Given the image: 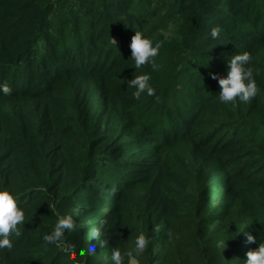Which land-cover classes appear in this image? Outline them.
<instances>
[{
	"label": "trees",
	"instance_id": "trees-1",
	"mask_svg": "<svg viewBox=\"0 0 264 264\" xmlns=\"http://www.w3.org/2000/svg\"><path fill=\"white\" fill-rule=\"evenodd\" d=\"M135 31L161 45L154 70L135 69ZM245 51L257 93L221 103L210 74ZM140 72L156 92L136 100ZM3 83L0 187L26 218L0 264H113L140 232L123 264H245L264 239V0H0ZM63 213L94 254L45 245Z\"/></svg>",
	"mask_w": 264,
	"mask_h": 264
},
{
	"label": "clouds",
	"instance_id": "clouds-1",
	"mask_svg": "<svg viewBox=\"0 0 264 264\" xmlns=\"http://www.w3.org/2000/svg\"><path fill=\"white\" fill-rule=\"evenodd\" d=\"M222 29L217 26L211 30L213 40H220ZM131 49V58L134 61L135 69L140 70L146 65H150L154 70L156 68L155 57L159 54L161 45L153 43V40L147 38L141 31H135L129 45ZM252 56L245 51L234 55L228 60V71L226 78L219 77L215 73H211V78L218 80L220 87L219 101L221 103H235L237 98L241 102H248L257 93L258 86L253 75V70L250 67ZM151 76L148 72H140L133 76L127 82V87L134 89L132 92L133 98L140 100L142 94L154 96L156 89L150 83ZM11 87L7 83L0 84V92L5 96L11 94ZM26 218L25 208L19 206L18 197L14 190L9 186L0 187V250L13 248V242L10 239V234H18L17 226L24 223ZM105 220L97 218L96 227L92 229V237L99 240V244L104 246L108 243L102 239L104 235ZM75 228L73 215L69 213L59 214L52 230L43 236L45 245L52 244L61 251L81 257L95 253V247L87 245L78 250L76 245L65 241V233L71 232ZM249 243L257 242V237L247 234ZM151 242L150 237H146L143 232H140L135 237L134 249L123 252L121 248L116 247L111 251V261L113 264H123L125 257L131 258L133 253L139 255L142 253ZM247 259L245 264H264V239L258 240V247L255 250H250L246 253ZM238 261V260H237ZM131 264H136L135 259L131 260Z\"/></svg>",
	"mask_w": 264,
	"mask_h": 264
},
{
	"label": "rangeland",
	"instance_id": "rangeland-1",
	"mask_svg": "<svg viewBox=\"0 0 264 264\" xmlns=\"http://www.w3.org/2000/svg\"><path fill=\"white\" fill-rule=\"evenodd\" d=\"M130 264H131V262H130Z\"/></svg>",
	"mask_w": 264,
	"mask_h": 264
}]
</instances>
